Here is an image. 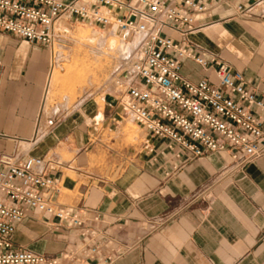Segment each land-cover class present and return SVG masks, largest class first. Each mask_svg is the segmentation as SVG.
I'll return each instance as SVG.
<instances>
[{"label": "crops", "instance_id": "1", "mask_svg": "<svg viewBox=\"0 0 264 264\" xmlns=\"http://www.w3.org/2000/svg\"><path fill=\"white\" fill-rule=\"evenodd\" d=\"M212 13L198 17L196 32L182 37L170 29L164 35L219 56L264 98V17L256 12L232 19L233 11L224 7ZM50 70L47 48L0 32V155L27 149L53 162L69 157L51 173L60 189L55 204L78 213L86 225L52 221L50 227L48 214L33 212L18 225V246L60 264H100L106 256L113 264H264V158L244 172L220 176L232 164L228 152L184 165L157 139H151L154 153L142 143L131 155L109 158L108 149L95 145L83 112L57 126V115L43 123ZM181 74L192 83L217 82L214 71L191 59L182 63ZM165 213L176 218L153 230L150 222ZM85 230L101 247L96 255L90 256L95 244Z\"/></svg>", "mask_w": 264, "mask_h": 264}, {"label": "built area", "instance_id": "2", "mask_svg": "<svg viewBox=\"0 0 264 264\" xmlns=\"http://www.w3.org/2000/svg\"><path fill=\"white\" fill-rule=\"evenodd\" d=\"M215 7L232 10V19L253 18L256 12L264 17V0H0V32L43 45L50 51L51 68L57 46H66L78 24L116 31L126 46L136 38L108 83L122 113L147 134L144 149L154 153L151 139L162 140L184 165L228 152L232 164L220 174L225 176L264 158V98L219 56L193 51L164 35L170 29L182 37L198 31V17H212ZM186 59L214 71L217 82L185 79L181 67ZM60 165L27 149L0 155V264H60L17 245L18 225L33 212L48 214L50 227H55L52 221L85 227L78 213L55 204L60 189L51 173ZM175 218L165 213L150 224L157 231ZM84 234L95 244L90 256L99 253L95 236L89 230ZM99 262L115 259L106 256Z\"/></svg>", "mask_w": 264, "mask_h": 264}, {"label": "rangeland", "instance_id": "3", "mask_svg": "<svg viewBox=\"0 0 264 264\" xmlns=\"http://www.w3.org/2000/svg\"><path fill=\"white\" fill-rule=\"evenodd\" d=\"M72 32L66 46L56 48L55 53L60 49L62 57L54 61L50 70L41 120L44 123L57 115L53 124L57 126L65 118L83 112L84 124L91 129L95 145L108 149L109 158L120 153L131 155L142 146L145 132L122 113L108 83L121 64L127 41L116 31L88 23L76 25ZM94 32H99V36L91 42L88 38ZM113 40L115 48L111 47ZM88 111L93 114L88 115ZM63 158L61 162H68L69 157Z\"/></svg>", "mask_w": 264, "mask_h": 264}, {"label": "bare ground", "instance_id": "4", "mask_svg": "<svg viewBox=\"0 0 264 264\" xmlns=\"http://www.w3.org/2000/svg\"><path fill=\"white\" fill-rule=\"evenodd\" d=\"M99 36V32L97 33V32H94L93 33V35H90V37L88 38L91 42H94V41H96V37H98ZM86 37V36H85ZM111 42V41H110ZM137 43V39L136 38H133L132 39V41H131V43L128 45V47H127V49L125 48V51H123V52H126L128 49H130V48H133V46H135L134 44H136ZM114 44H116V42L113 40L112 42H111V47H113L114 46V48L116 47ZM113 49V48H112ZM55 55H56V60H60L61 59V57H62V51H60V49H59V51H57L56 53H55ZM54 67V66H53ZM101 118V117H100Z\"/></svg>", "mask_w": 264, "mask_h": 264}]
</instances>
